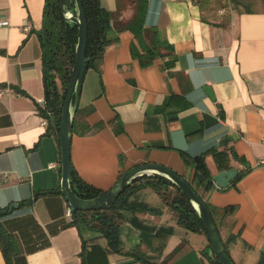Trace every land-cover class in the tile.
Masks as SVG:
<instances>
[{"label":"crops","instance_id":"0c3cea01","mask_svg":"<svg viewBox=\"0 0 264 264\" xmlns=\"http://www.w3.org/2000/svg\"><path fill=\"white\" fill-rule=\"evenodd\" d=\"M46 1L0 0V86L8 88L0 98V210L6 208L2 220L17 241L14 264H211L208 236L179 225L151 187L139 198L158 212L124 211L116 246L97 229L72 225L62 193L34 198L61 190L62 178L60 142L47 133L36 105L45 97L39 33ZM135 1L100 0L123 21L133 17ZM145 26L157 27L174 45V70L187 78L171 75L162 58L141 67L132 54L133 31L113 27L108 35L118 39L98 69L88 67L79 105L93 108L90 125L110 123L92 135L73 133L72 164L86 182L109 190L141 163L164 164L191 179L195 169L182 151L234 149L246 163L232 159V167L248 172L226 188L214 182L207 199L218 222L221 209L237 205L235 225L226 231L240 236L229 249L235 263L264 264V165L258 164L264 158V0H147ZM171 95L167 110L158 111ZM169 111L177 117L170 119ZM116 118L120 124L111 123ZM206 163L213 176L221 171L211 155ZM0 264H6L1 245Z\"/></svg>","mask_w":264,"mask_h":264},{"label":"trees","instance_id":"16d2710c","mask_svg":"<svg viewBox=\"0 0 264 264\" xmlns=\"http://www.w3.org/2000/svg\"><path fill=\"white\" fill-rule=\"evenodd\" d=\"M88 23V40L86 54L90 57L88 67L99 68L103 60L106 47L117 41L118 36L110 37L109 30L113 27L117 32L129 29L133 31L135 40L132 42L133 57L138 59L141 67L151 65L157 58L164 60V68L169 70L171 75L184 78L182 71H175L177 54L174 45L165 39L157 27H146L145 17L147 12V0H136L133 17L128 21L119 20L116 13L104 8L100 0H81ZM74 8V5L72 6ZM39 37L43 50V69L45 97L43 104L36 102L41 116L48 119L47 133L54 135L59 141L60 118L62 108L70 82L72 69L76 57V46L78 42V26L65 19L62 11L61 0H47L44 9V23ZM187 78V76H186ZM62 87L60 88V84ZM20 93V91H18ZM174 95L169 97L164 105L156 107L158 111L167 110ZM93 108L77 109L73 133L80 135H92L102 129L110 122H101L95 126L86 121V116ZM176 111H169V118L177 117ZM119 118L113 119L111 123ZM117 123V122H116ZM118 123L121 121L119 119ZM120 126V125H119ZM119 129V128H118ZM117 129V130H118ZM60 142V141H59ZM187 166L195 169L191 182L200 197L206 202L218 225L223 237L225 246L229 252L230 246L240 240L239 234L226 231L235 225V214L237 205H227L222 211L221 220L218 222L212 207L208 202V195L214 189L213 174L206 163L207 155H211L220 170L232 168L231 160L235 159L243 164L245 159L237 154L234 149L210 148L206 152L191 156L187 152H181ZM73 179L71 183L75 193L84 199L94 198L104 194L107 190L89 184L81 178L72 164ZM248 169H241L238 173V180L242 178ZM122 172L120 176L123 174ZM119 176V177H120ZM153 188L162 198L164 204L172 210L179 225L207 235L202 220L187 196L168 178L160 174L143 175L134 178L128 187L115 201L114 205L102 210H78L72 211L71 224L79 229L84 226L99 230L109 241L111 246L120 243L121 227L124 219V211H145L158 212L154 208L145 206L140 200L141 191L146 188ZM62 193L61 190H41L35 193L34 198L50 193ZM32 199L22 203L28 205ZM7 214L6 208L0 210V245L5 257L6 264H14V258L18 254L17 241L11 232L6 229L2 217ZM230 254V252H229ZM211 264H221L217 258L210 257Z\"/></svg>","mask_w":264,"mask_h":264},{"label":"water","instance_id":"95a60500","mask_svg":"<svg viewBox=\"0 0 264 264\" xmlns=\"http://www.w3.org/2000/svg\"><path fill=\"white\" fill-rule=\"evenodd\" d=\"M73 5L74 8L72 7ZM61 6L65 19L78 26L76 57L62 108L59 133L62 172L61 192L71 208L74 211L102 210L110 208L134 178L152 174L163 175L187 196L198 212L211 243V248L209 249L210 257L217 258L221 264H236L225 246L218 225L206 202L200 197L190 181H188L180 172H177L167 165L155 162H145L135 165L124 171L109 190L94 198H81L72 189L71 183L73 179V171L71 142L73 136V124L77 109L80 105L85 75L90 61V57L86 54L88 23L81 0H61ZM204 90L212 99L215 98L211 86H204ZM224 141L227 140H222L221 144H223ZM238 173L239 170L236 167L221 170L213 176V181L218 187L226 188L237 178ZM15 205H17V203H13L10 210H12V207Z\"/></svg>","mask_w":264,"mask_h":264},{"label":"built area","instance_id":"2783aa9c","mask_svg":"<svg viewBox=\"0 0 264 264\" xmlns=\"http://www.w3.org/2000/svg\"><path fill=\"white\" fill-rule=\"evenodd\" d=\"M2 24V23H0ZM7 89L6 87H2L0 86V98L4 97V95L7 93ZM43 124L45 126L48 125V119L43 117ZM259 165H264V158H262L259 162H258ZM5 176H7V174L5 173L4 174ZM72 211L73 209L71 208V206L69 205L68 208H67V214L71 215L72 214Z\"/></svg>","mask_w":264,"mask_h":264}]
</instances>
